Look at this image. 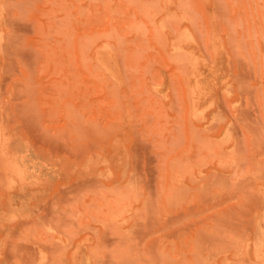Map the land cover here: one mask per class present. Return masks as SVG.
Returning <instances> with one entry per match:
<instances>
[{"label":"rangeland","instance_id":"1","mask_svg":"<svg viewBox=\"0 0 264 264\" xmlns=\"http://www.w3.org/2000/svg\"><path fill=\"white\" fill-rule=\"evenodd\" d=\"M0 264H264V0H0Z\"/></svg>","mask_w":264,"mask_h":264}]
</instances>
